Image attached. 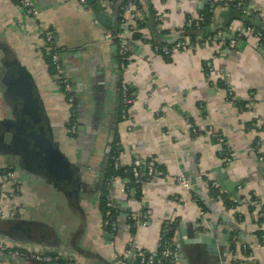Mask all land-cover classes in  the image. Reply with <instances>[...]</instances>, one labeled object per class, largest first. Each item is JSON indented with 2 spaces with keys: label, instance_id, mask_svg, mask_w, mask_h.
<instances>
[{
  "label": "crops",
  "instance_id": "crops-1",
  "mask_svg": "<svg viewBox=\"0 0 264 264\" xmlns=\"http://www.w3.org/2000/svg\"><path fill=\"white\" fill-rule=\"evenodd\" d=\"M88 1L100 3L103 21ZM127 1L114 0L109 7L102 0H33L38 15L28 18L14 0H0L2 59L13 60L29 76L50 137L71 171L69 180L57 181L29 144L20 139L16 147L13 135L4 140L0 166L18 172L24 197L19 218L0 219V242L23 250L45 247L81 264H114L134 245L156 254L160 229L170 219L176 264H264L259 238L264 218L257 216L264 208V46L247 30L260 28L245 21L264 23L256 18L264 13V0H247L243 10L222 0H141L137 12L123 10ZM45 27L55 32L75 96L74 133L68 131L69 109L45 59L40 35ZM191 31L197 33L186 34ZM137 32L141 38L133 39ZM119 33L132 57L124 71L118 61ZM199 37L192 49L169 57L154 53L150 44ZM223 73L237 102L223 89ZM122 78L136 93L131 121L120 117ZM17 114V101L0 91V124L15 122ZM117 142L123 164L139 156L165 169L166 176L139 186L119 177L107 185ZM180 174L194 183L191 194L179 183ZM211 181L223 191L224 202L212 195ZM235 189L239 201L230 195ZM106 192L114 210L111 233L103 228ZM228 197L235 203L225 204ZM143 212L146 225L140 223ZM207 231L217 239L216 253L202 242L188 243ZM45 263L50 264L0 260Z\"/></svg>",
  "mask_w": 264,
  "mask_h": 264
},
{
  "label": "built area",
  "instance_id": "built-area-1",
  "mask_svg": "<svg viewBox=\"0 0 264 264\" xmlns=\"http://www.w3.org/2000/svg\"><path fill=\"white\" fill-rule=\"evenodd\" d=\"M18 6H20L25 15L28 18H35L38 15L37 8L34 5L33 0H14ZM106 6H109L113 3L114 0H102ZM247 0H222V4L226 7H230L236 10H243ZM83 4H86V0H80ZM141 4V0H128L123 10L137 12ZM257 19H264V13L260 12L256 14ZM247 30L252 31L256 34L264 46V32L260 29H252L251 27ZM41 39L43 41V51L49 57L48 65L51 66L53 70V77L56 84L61 88L62 93L65 97V102L69 109V119L67 121V128L70 133H74L77 129V120L75 114V96L73 89L69 83L68 75L66 72L65 65L63 63L60 46L57 42L55 32L52 28L45 27L41 31ZM202 39L195 38L194 41L186 42L183 40L177 41L170 45L151 43L152 51L156 54L162 55L164 57H169L174 52H184L192 49L196 46V41H201ZM116 41L118 44V61L119 68L125 70L132 63V57L128 51V45L123 34L119 33L116 36ZM143 42H146L145 40ZM230 46H234V42L230 43ZM209 70L212 69L210 65L207 66ZM223 79V89L230 97V100L235 101L234 93L228 83V74H222ZM136 93L131 85L125 78L121 79L120 82V117L122 120L131 121L130 106L135 101ZM237 102V101H235ZM191 131L196 134L197 129L194 124H190ZM132 129V124L128 123L127 130ZM211 137L221 144L224 143L221 135H218L212 129H209ZM260 142L257 143V146ZM116 147L113 151V154L110 155V160L112 161L113 167L115 170H119L121 167L128 166L133 175V181L136 185H141L145 182L151 181L155 177H164L166 176V171L162 167H158L154 162H147L146 159L136 156L129 163L123 164L120 160L121 150L118 142L115 144ZM222 153L229 159L227 156L226 148L222 147ZM264 159V157H262ZM119 175L113 176L107 182V185L110 184V181L116 180L119 178ZM179 183L189 192L192 193L194 189V183L190 179L186 178L183 174L178 176ZM211 193L216 199H222V192L220 188L217 187L214 181L210 183ZM106 196V211L103 218V228L107 232H113L114 226L110 223L111 210L113 209L112 201L109 195ZM24 197V185L20 178V175L17 171L11 169L9 166H0V219L9 220L17 219L20 217V204ZM257 216L264 218V208H261L257 213ZM148 216L146 212L142 213L140 223L146 225ZM111 226L110 231L108 227ZM174 221L166 220L161 229L159 236V246L158 252L156 254H151L146 250L134 245L130 250L127 251V254L123 258H117L113 261L114 264H176L177 262V251L172 246L171 233L173 231ZM236 241V237H233V242ZM260 242L264 245V231L260 236ZM246 246H242V250L246 251ZM0 254L4 256L7 260L11 258H21L25 260L32 261H43L47 263H58V264H81V260L74 259L71 257H64V255L53 254L50 250L45 247H34V249H20L16 247H11L4 243L0 242Z\"/></svg>",
  "mask_w": 264,
  "mask_h": 264
},
{
  "label": "water",
  "instance_id": "water-1",
  "mask_svg": "<svg viewBox=\"0 0 264 264\" xmlns=\"http://www.w3.org/2000/svg\"><path fill=\"white\" fill-rule=\"evenodd\" d=\"M88 3L89 5H92L93 8L96 7L95 10L98 12L97 16L100 21H103L105 17L102 16L103 9L100 8V3L94 1H88ZM236 12L237 11L235 10L232 11L231 15L235 16ZM245 21L264 30V23H261L260 21L247 19H245ZM195 33L197 32H186V34L189 35ZM198 33L203 32L200 31ZM3 57L0 54V91L17 101L18 117L15 122H10L8 124L9 126L5 124H3V126L0 124L1 127L3 126V131L0 132V144L4 140L9 141L11 135H13L15 140H23V144H29L32 151L38 155L45 168L56 178L57 181L64 182L67 179L69 180L71 174L69 161L66 155L50 137L48 124L43 115L40 100L29 76L26 73L21 72L13 60L6 58L3 60ZM9 167L14 170L12 166ZM240 184L239 181L234 182L235 187ZM230 195L234 200L239 201V192L236 189L235 191L230 192ZM215 233L217 232L215 231ZM224 238L228 240L230 237L225 234ZM198 242L204 243L205 248L209 253H216L217 239L214 238L211 232L207 231L199 241L189 240L188 243ZM0 260L14 262L25 259L11 258L6 260L4 256L0 254Z\"/></svg>",
  "mask_w": 264,
  "mask_h": 264
},
{
  "label": "trees",
  "instance_id": "trees-1",
  "mask_svg": "<svg viewBox=\"0 0 264 264\" xmlns=\"http://www.w3.org/2000/svg\"><path fill=\"white\" fill-rule=\"evenodd\" d=\"M249 25V24H248ZM132 38L133 39H140L141 38V34L140 33H133L132 34ZM153 43H157V44H162V43H160V42H157V41H154L153 40ZM45 54V53H44ZM45 59L47 60V62L49 63V57L45 54ZM52 72H53V70H52ZM115 147H116V145L114 144V147L112 148V150H111V153H110V155H112L113 154V151H114V149H115ZM147 162L149 161V160H146ZM116 175H119L121 178H126L128 181H129V185H135V186H139V185H136L135 183H134V181H133V175H132V172H131V170H130V167H128V166H124V167H121L119 170H115L114 169V167H113V164H112V161L110 160V165H109V167H108V172H107V178H108V180L109 179H111L113 176H116ZM106 194V193H105ZM225 204H227V205H230V204H234L235 202H233V201H231L230 199H229V197H228V199H226L225 200ZM102 206H103V208H102V213H103V216H104V213H105V211H106V209H107V207H106V196H105V198H103V202H102ZM113 221H114V210L112 209L111 210V215H110V223L112 224V227L114 226L113 225ZM174 228V227H173ZM110 230H112L111 229V226L110 227H108V231H110ZM262 234V233H261ZM261 236V235H260ZM171 237H172V233H171ZM260 238V237H259ZM173 246V245H172Z\"/></svg>",
  "mask_w": 264,
  "mask_h": 264
},
{
  "label": "flooded vegetation",
  "instance_id": "flooded-vegetation-1",
  "mask_svg": "<svg viewBox=\"0 0 264 264\" xmlns=\"http://www.w3.org/2000/svg\"><path fill=\"white\" fill-rule=\"evenodd\" d=\"M9 126V125H8ZM15 140V139H14ZM16 147L20 148V141L19 140H15V144ZM15 170V169H14Z\"/></svg>",
  "mask_w": 264,
  "mask_h": 264
}]
</instances>
